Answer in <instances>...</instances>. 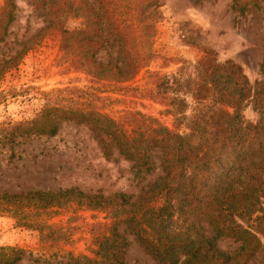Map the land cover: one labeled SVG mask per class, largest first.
<instances>
[{"label": "trees", "instance_id": "trees-1", "mask_svg": "<svg viewBox=\"0 0 264 264\" xmlns=\"http://www.w3.org/2000/svg\"><path fill=\"white\" fill-rule=\"evenodd\" d=\"M31 1L35 6L47 3L49 22L41 31L59 33L60 59L94 82L120 85L130 81L153 55L160 0ZM15 8L14 0H5L0 12V41L14 20ZM240 13L244 14L242 7ZM69 19L82 22L70 27ZM20 54L2 62L0 77ZM258 69L264 75V57ZM192 70L194 74L188 73L185 83L174 77L175 90L187 89L185 93L192 99L187 131H180L177 121L182 105L174 111V128H169L131 109L123 111L118 119L109 117L82 100L96 97L95 91L65 87L55 90L54 96L46 95V102L31 119L8 123L0 134V141L5 143L31 135L54 136L63 121H73L95 130L107 154L103 136L108 138L138 173H150L155 158L161 156L165 175L151 193L164 194L165 202L173 199L166 217L174 222L172 234L163 229L149 231L147 227L151 226H144L153 210L141 207L131 216L127 211L119 212L117 209L132 197L123 192L111 197L86 194L77 188L0 192V210H42L77 199L98 210L111 211L107 234L96 236V255L101 260L83 257L84 264H125L128 243L116 232L120 221L135 223L138 242L164 264H178L180 255L184 257L182 264H245L237 257L247 258L261 246L259 233L264 222V79L250 84L241 65L232 60L219 63L212 50H205ZM186 71L185 67L179 70L181 74ZM248 105L257 113L254 121L243 116ZM249 160L251 164H242ZM204 217L214 223L218 236H233L240 241L233 256L204 236L200 225ZM0 251L1 264H15L21 259L20 250Z\"/></svg>", "mask_w": 264, "mask_h": 264}, {"label": "rangeland", "instance_id": "rangeland-1", "mask_svg": "<svg viewBox=\"0 0 264 264\" xmlns=\"http://www.w3.org/2000/svg\"><path fill=\"white\" fill-rule=\"evenodd\" d=\"M14 1V20L0 41V67L4 60L21 54L0 77V134L8 123L31 119L46 102V95L54 96L55 90L65 87L95 91L96 97L82 100L109 117L118 119L123 111L131 109L169 128H174V111L182 105L177 121L180 131H187L192 99L185 93L187 89L175 90L174 77L185 83L187 74H194L192 65L205 50H212L219 63L232 60L241 65L250 84L264 79L258 69L264 57V0H160L151 45L153 55L133 79L120 85L94 82L60 59L59 33L41 31L49 22L46 2L35 6L31 0ZM4 2L0 0V12ZM81 22L69 19L67 24L73 27ZM181 67L187 71L181 74ZM242 113L247 120L257 118L251 105ZM103 137L108 154L95 130L73 121H63L54 136L0 141V192L77 188L105 197L123 192L132 197L117 209L119 212L124 210L131 216L141 207L153 210L144 226L150 225L149 231L163 229L172 234L174 222L166 217L173 199L165 202L164 194L151 193L165 175L161 156L155 158L150 173H138L133 163ZM111 221V211L98 210L77 199L42 210H0V248L21 251V259L15 264H84L83 257L99 261L96 236L107 234ZM200 225L204 236L213 239L220 250L232 256L238 251L240 241L233 236H218L208 218L204 217ZM135 227L127 221L116 224V232L128 243L125 264H164L138 242ZM261 228V246L244 260L237 257L239 262L264 264V222ZM179 260L182 264L184 257L180 255Z\"/></svg>", "mask_w": 264, "mask_h": 264}]
</instances>
